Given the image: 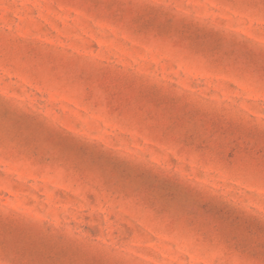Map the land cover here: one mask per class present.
Masks as SVG:
<instances>
[{
  "label": "rangeland",
  "instance_id": "obj_1",
  "mask_svg": "<svg viewBox=\"0 0 264 264\" xmlns=\"http://www.w3.org/2000/svg\"><path fill=\"white\" fill-rule=\"evenodd\" d=\"M0 264H264V0H0Z\"/></svg>",
  "mask_w": 264,
  "mask_h": 264
}]
</instances>
